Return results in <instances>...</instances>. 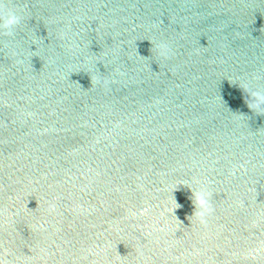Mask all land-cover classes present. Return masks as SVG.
<instances>
[{
    "label": "water",
    "instance_id": "95a60500",
    "mask_svg": "<svg viewBox=\"0 0 264 264\" xmlns=\"http://www.w3.org/2000/svg\"><path fill=\"white\" fill-rule=\"evenodd\" d=\"M13 7L0 264H264V0Z\"/></svg>",
    "mask_w": 264,
    "mask_h": 264
},
{
    "label": "clouds",
    "instance_id": "9594fccd",
    "mask_svg": "<svg viewBox=\"0 0 264 264\" xmlns=\"http://www.w3.org/2000/svg\"><path fill=\"white\" fill-rule=\"evenodd\" d=\"M8 3H10V0H0V28L11 34L19 25L21 16L15 10V7L5 10V5ZM158 50L162 56L169 54V49L166 44L159 45ZM249 93L253 97L250 103L257 109L264 108V91L249 89ZM194 208L197 209V214L203 222L205 216L211 211L208 198L204 192L195 193Z\"/></svg>",
    "mask_w": 264,
    "mask_h": 264
}]
</instances>
